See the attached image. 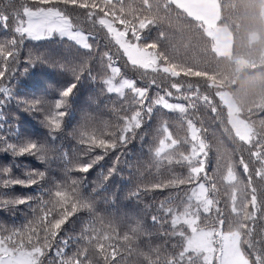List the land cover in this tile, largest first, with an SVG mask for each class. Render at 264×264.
<instances>
[{
    "label": "snow or ice",
    "instance_id": "6c2138e0",
    "mask_svg": "<svg viewBox=\"0 0 264 264\" xmlns=\"http://www.w3.org/2000/svg\"><path fill=\"white\" fill-rule=\"evenodd\" d=\"M172 6L179 10L177 17L186 14L196 21L202 35L211 42L212 50H218L221 30L216 26L217 0H139V4L136 0H32V3L20 0L11 16L0 12V28L9 32L0 38V81H4L10 68L18 62L26 41L59 40L76 53L66 68L72 79L56 99L19 101V106L28 111L45 113L50 141L54 142L56 133L62 130L72 97L85 75L93 83H99L103 94L115 98L111 108L114 122L104 121L99 127L84 128L79 135L80 154L75 161L61 150L62 177H53L50 183H45L46 171L28 170L26 178H20L13 175L12 168L0 167V209L27 204L32 213L20 227L8 229L0 225V264H45L44 258L50 251L55 264H98L94 255L100 256L103 264H109L110 260L116 261L119 247L131 251L129 246L135 239L150 238L153 233L140 218L127 224L123 233L112 221L102 223L99 228L90 221L75 236L68 235L64 226L80 211H95L92 202L81 192L86 175L72 173L88 174L106 156L135 139L138 130L153 119L159 121L156 129L159 139L154 148L149 147V153L154 166L158 170L164 168L169 176L166 181L146 185L143 192L176 191L160 200L152 210V227H158L163 242L150 248V252L156 253L155 259L144 255L147 264H264V236L255 238L251 223L256 220L257 211L264 208L254 184V179L264 182V117L258 121L253 119L264 114V104L242 115L225 102L222 91L215 92L227 108L230 128L225 131L247 146L249 157L258 167L251 169V160L240 155L238 164L247 178V183L240 188L242 181L236 165L227 163L223 180L228 186L233 215L231 219L225 218L216 208L217 215L212 220L209 213L218 204L215 198L218 189L208 174L209 145L188 113L201 102L212 112L217 107L209 95L202 94L191 82L179 79L182 75L207 77L208 74L169 57L160 47V41L166 38L163 31L155 39L150 36V26L170 19ZM129 65L132 70H142V75L149 72L156 75L141 85L123 71ZM208 87L216 85L210 82ZM0 94L5 97L0 98V107L5 99L11 100L14 96L11 87L0 86ZM166 113L177 114L186 124L188 134L184 139L176 138L170 131L168 120L163 119ZM145 134H141V139ZM0 151L13 157L36 156L44 161L47 144L0 137ZM118 163L117 155L102 178L108 179L117 173ZM15 186H36L38 194L16 196L7 191ZM133 195L139 199L140 190ZM33 200L35 206L31 203ZM116 241L123 243L118 245ZM147 242L151 243L150 239ZM71 245L76 247L67 253ZM162 247L166 253L163 260L160 259ZM108 249L112 250L110 255Z\"/></svg>",
    "mask_w": 264,
    "mask_h": 264
},
{
    "label": "trees",
    "instance_id": "16d2710c",
    "mask_svg": "<svg viewBox=\"0 0 264 264\" xmlns=\"http://www.w3.org/2000/svg\"><path fill=\"white\" fill-rule=\"evenodd\" d=\"M27 2L32 3V0ZM19 3L20 0H0V12L11 16L19 7ZM217 3L216 26L224 27L229 35L227 54L220 55L213 51L211 42L196 26L197 22L186 14L177 17L179 10L174 6L170 19L165 18L155 26H150V36L153 39L159 36L160 31L166 34V38L160 41V47L175 62L208 74L207 77L182 75L179 79L191 82L202 94L209 95L217 107V111L212 112L210 107L201 102L197 109H190L188 113V117L201 129V135L209 145L208 174L218 189L215 193L218 204L209 213L212 220L216 218V208H219L220 215L225 218L231 219L233 215L228 186L223 180L227 163L236 165L237 174L242 181L240 188L247 183V178L238 164L240 155L246 160H251V169L258 167L257 162L249 157L247 146L235 140L234 136L230 137L225 131L230 125L227 123L226 111L215 92L225 90L234 102L236 111L242 115H247L250 110L264 104V0H217ZM136 4H139V0H136ZM8 34L7 30L0 28V38ZM75 55L74 50L67 48L59 40L26 41L19 52L18 62L10 68L4 81H0V86L11 87L14 94L13 99H5V104L0 107V137L10 141L33 140L47 144L44 161L36 156L13 157L0 151V167L12 168L13 175L17 177L26 178L28 170L36 169L47 172L48 180L45 183H50L53 177H62L64 164L60 160L61 150L68 152L75 161L80 154V132L86 127H99L104 121L114 122L111 108L115 98L103 94L99 83H93L87 75L72 97L69 115L64 118L63 128L56 133L57 139L54 142L48 137V128L44 122L45 113L28 111L19 106V101L22 100L50 102L56 99L58 92L72 79L70 71L66 68ZM123 71L141 85L147 84L156 75L151 72L142 75V70H132L130 65ZM93 72L95 74V68ZM210 82L216 87H208ZM0 98L5 97L0 94ZM261 117H264V114H258L253 119L258 121ZM163 119L168 120L170 131L176 138L182 140L188 134L186 124L177 118V114L166 113ZM158 123L157 119L147 122L138 130L135 139L117 152L106 156L88 174L72 173L73 176L86 175L81 192L92 202L95 211L89 213L83 210L72 217L64 226L68 235H79L90 221L98 228L102 223L112 221L123 233L126 231V225L136 218H140L153 233L150 238L141 236L135 239L129 246L131 251L119 247L116 261L110 260L109 264H116L117 261L119 264H147L144 255L149 254L155 259L156 253L150 252V248H155L163 242V238L158 234V227H152L151 214L160 200L176 190L143 192L146 185L166 181L169 176L164 168L158 170L154 166L153 157L149 153V147L154 148L159 139L156 132ZM144 133L146 134L141 139V134ZM117 155V173L103 179L102 173L106 174ZM254 184L258 200L264 201V182L254 179ZM138 189L141 192L139 199L133 195ZM7 191L16 196L38 194L36 186H15ZM31 203L35 206L36 202L33 200ZM31 215L27 204L9 206L7 209H0V225L8 229L20 227ZM251 223L254 227V237L258 239L264 236V208L257 211L256 220ZM149 239L151 243L147 242ZM115 243L120 245L123 242ZM74 247L76 246L71 245L66 252L70 253ZM111 251L108 249L109 255ZM165 255L162 247L160 259L163 260ZM93 259L98 264H103L100 256L94 255ZM44 260L45 264L49 261L55 264L53 252L50 251Z\"/></svg>",
    "mask_w": 264,
    "mask_h": 264
},
{
    "label": "rangeland",
    "instance_id": "374dc122",
    "mask_svg": "<svg viewBox=\"0 0 264 264\" xmlns=\"http://www.w3.org/2000/svg\"><path fill=\"white\" fill-rule=\"evenodd\" d=\"M263 17H264V9H263ZM218 28L221 31H220L218 38H217L218 39V50L215 52L217 54L224 55V54L228 53L229 36L223 27H218ZM262 56L264 58V46H263V50H262ZM220 91H222L224 94L225 102L228 105H230L234 111H236V106H235L234 102L232 101V99L229 97L228 93L225 90H220ZM217 99L220 102L219 97H217ZM220 104L224 107L226 114H227V108L222 104V102H220ZM227 119H228V117H227Z\"/></svg>",
    "mask_w": 264,
    "mask_h": 264
}]
</instances>
